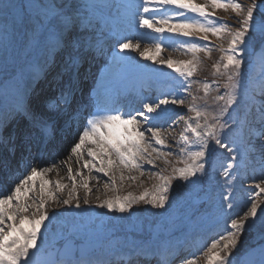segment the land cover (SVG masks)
<instances>
[{"label":"snow or ice","instance_id":"obj_1","mask_svg":"<svg viewBox=\"0 0 264 264\" xmlns=\"http://www.w3.org/2000/svg\"><path fill=\"white\" fill-rule=\"evenodd\" d=\"M84 7L92 6L74 8L70 2L57 4L55 0H29L26 5L0 0V70L7 71L11 61L13 78H23L25 68L17 69L16 60L22 57L31 68L30 57L39 54L46 67L52 63L53 53L61 50L65 53L64 70L69 73L67 81L58 79L55 93L42 106H17L15 115L23 119L24 128L9 131L7 123L0 120V167L9 169L15 162L21 170L14 186L0 190V264H150L153 258L157 264H169L174 248L170 243H122L103 250L74 244L72 238L78 231L75 219L56 234L65 243L50 245L49 225L57 212L49 211L48 205L55 202L69 208L74 205L75 209L90 206V181L106 178L104 187L115 188L117 179L125 180L126 170L139 172L140 176L151 171L161 182L138 196L128 193L107 198L96 207L121 216H130L133 206L141 203L167 211L172 206L174 181L193 186L187 200L191 207L200 200L201 193L207 195L200 184L208 168L213 167L212 157L217 147L225 149L230 158L220 172L225 178L221 199L214 204L204 201L209 220L230 217L229 210L237 206L231 195L235 182L249 169L253 174L260 173L259 183L246 202L250 206L240 218L226 220L224 234L203 252L206 264H233L232 256L240 237L258 225L264 227V207L258 200L264 193L261 186L264 185V52L257 77L246 80L242 71L247 49L257 38L264 42V0H251L247 5L234 0H210L205 4L196 0H142L137 6L141 11L132 13V19L138 28L155 33L156 42L141 50L139 40L133 43L132 37L121 38L116 33L112 59H123L119 53L138 51L142 58L172 69L177 79L154 99L142 98L141 107L134 111L125 110L118 100H113L110 104L97 105L95 111L88 113L80 103L79 85L91 72V60L105 55V49L103 34H96L91 14L81 11ZM216 9H230L235 13L232 27L216 17ZM189 13L195 15L190 17ZM78 29L82 35H75ZM165 34L175 38L168 46L174 51L191 53L192 58L185 61L162 58L166 45L161 38ZM210 35L217 38L227 35L228 46H216L222 55L212 64L214 79L210 84L203 83L204 94L196 96L191 88L200 81L193 77L203 63L197 53L210 58L213 50ZM30 87L29 84L26 91ZM151 87L152 83L147 82L145 88ZM213 92L216 94L212 95ZM169 106H185L194 115L178 117L185 124L176 141L178 146L183 145L179 147V155L184 166L173 167L172 173L165 175L163 169L156 171L155 168L157 160L169 163L166 158L173 155L166 149L169 130L175 122L167 127L162 123L171 117ZM77 136L67 157L68 161L75 158L77 170L74 174L72 167H67L71 189L67 198H61L57 193L67 185L59 180L35 181L37 176L51 172L55 161L52 167L38 168L33 164V154L51 153L59 140ZM233 168L235 172L230 171ZM85 170L87 178H84ZM77 177L85 189L84 197L76 193ZM127 179L134 181L138 177L129 175ZM52 187L55 191L50 190ZM37 253L41 257L39 261ZM261 257L260 264H264V249ZM183 264H197V261L195 257L188 258Z\"/></svg>","mask_w":264,"mask_h":264},{"label":"rangeland","instance_id":"obj_2","mask_svg":"<svg viewBox=\"0 0 264 264\" xmlns=\"http://www.w3.org/2000/svg\"><path fill=\"white\" fill-rule=\"evenodd\" d=\"M127 2L130 7H116V6H120L123 5V2ZM208 1V3H210V0H206ZM14 3L16 4H22V5H26L29 0H13ZM45 2H48V0H45ZM55 2L57 4H64V3H68L70 2L72 4V6L78 7L80 5H84V6H88L91 5L92 7H84L81 9V11L83 12H88L91 14L92 18H93V24L97 29V32L99 35H102V38L104 40V43L108 42V40L110 38H114L111 39L112 42L116 43V34L115 32L117 30L121 31L123 36H129L131 34L135 35V36H139V33L137 32L136 28L131 24V20L132 19V15L130 17H126L123 13L124 12H128L130 14L134 13L136 11V6L139 5L142 0H55ZM234 2H238L241 3L243 5H247L251 3V0H234ZM199 3V0H198ZM200 4H205L204 2H200ZM190 17H192L195 14H188ZM215 15L216 17L221 18L224 21H227L228 25L230 27L233 26V18L235 17V13L232 12L230 9L229 10H224V9H216L215 10ZM103 17L107 18V20L102 23V19ZM151 36L156 37L155 33H152L150 30L146 29ZM80 34H76V35H82L83 33L81 32V30L79 31ZM162 41L168 42V45H172V41L175 39L174 37H169L168 34H165V36L163 38H161ZM228 39L229 37H227V35H224L220 38H217L216 36H209V40L211 41V44L213 46V50L210 54V58L208 56H206L204 53H197V55L203 60V63L199 66V73H202L203 71H205V74L209 73L212 68V61H218L220 59L221 56H219L218 59H216V57L220 54H222L220 51L217 50L216 46H220L223 45L224 48H227L228 46ZM155 39H149V44L148 47H152V45L155 43ZM166 45V44H164ZM166 45L163 49V52L161 53V57L162 58H167V57H171L173 60H181V61H185V60H189L192 58V54L191 53H186L183 50H173L172 46H168ZM178 47V45H177ZM264 52V47L261 49V51L258 52V54H253L251 48L249 47L247 49V51L245 52L243 59L248 60L249 56H252V65H251V72L249 74V79L252 77H257L259 72H260V66H261V61H260V57H261V53ZM35 54H33L32 56H34ZM112 55L113 53H111L110 55V60L107 63V69L105 72L102 73V76H108L110 73L112 72H117V73H113V76H118V73H123L125 71H131V68L134 67L136 70L132 73V76H135L138 73H142L141 69L148 67L150 65H154L155 67H160V70H154V69H150L153 70L157 75H159L160 77L162 76H174L177 79V76L175 74V72L172 69H168L164 66H160L159 64H154L153 61L151 60H147L144 59L140 56L139 52L138 54H132L131 52H127V53H119L120 57H123V59H118L113 61L112 59ZM151 55V53H150ZM159 57V58H161ZM30 61L32 63V67L29 68L27 67L25 69V75L23 78L17 76L20 80H23V84H25V79L26 76H31L32 72H33V68H35L36 64L34 65V62H32V58L30 57ZM139 62L140 65L137 63ZM23 63V64H22ZM16 67L17 69L20 66H24L25 68V63L23 61V58L21 57L20 59L15 61ZM32 70V71H31ZM8 72L6 74H3L0 76V92L2 91L3 88V84L5 82H7L9 79H11V85L16 86L18 84V81L15 80L16 78H13V72H12V62L11 65L9 67V69L7 70ZM31 71V72H30ZM194 78V77H193ZM195 80H198L195 78ZM66 81V80H65ZM200 81V84H196V89H200L203 91V83L207 82V83H211L210 81H206V80H198ZM193 88V87H192ZM191 88V92L193 91ZM221 91H223V89H221ZM212 94H216V93H212ZM189 99H191V97H189ZM126 106V105H125ZM128 106V105H127ZM127 106L124 107L125 110H127ZM185 107V106H184ZM2 108V104H0V109ZM184 111L186 112L185 117L188 116H192V114L194 115V113H190L186 110V107L184 109ZM3 113V112H2ZM175 116H178L179 113L176 112L174 114ZM1 118V116H0ZM185 127L184 122L181 120V122L178 124L177 129H175L172 133L173 136V141L169 142V139L167 141V149L168 151L173 152V155L168 156L166 159L169 161V163H165L163 159L161 160H157L156 161V171H159L160 169L164 170V174L165 175H169L172 173L173 171V167H183L184 164L181 163V156L179 155V147H182L183 145H177L176 141L180 139L181 137V133L183 132ZM219 151L222 155L227 156V151L225 149H219L218 147L216 148V151L214 152V154ZM214 154L212 157V163H213V167L212 170L208 169V175H212L213 179L214 177H218L217 175H220V172L223 169H219V167H216L215 165V160H214ZM231 171V170H230ZM127 172V171H125ZM214 172V173H211ZM117 177H119V172L116 173ZM129 175L132 176H137L138 177V172L137 173H133L131 172ZM244 178L238 180L237 182H235L234 188L231 192L232 198L234 199L235 203H236V207L233 210H229L230 212V217L229 216H225V217H220L219 219H216L215 222H213L212 224H210L207 227V230L210 231L212 228H217V229H222L223 224L226 220L235 217V214H240L243 213L244 208L250 204L246 203L248 201V197L251 194V191L255 189V184L259 183V175L260 173L257 171L256 173L253 174V172L249 169L247 171L246 174H244ZM126 174H125V180L122 183H125L129 186V188H131L132 191L131 192L133 195L138 196L140 195L142 192H144L145 190H151L152 187L155 184L160 183L161 181L159 180L158 177H155L152 175V172H147L146 173V178L142 179V178H138L136 180H129L127 179ZM206 176L203 178V182L202 184H200V187H202L205 192L207 193V195H205L204 193H201V200L204 201H208L209 204H213V200H220V193L222 191H224V185H225V181L221 182L219 185H217L215 187V189H210V182L207 179L206 180ZM255 176V178H254ZM7 175H4V177H2V179L4 180L5 183V179H6ZM248 179V180H247ZM142 180H144L142 182ZM241 180L243 181V186L241 187ZM254 180H257V182H254ZM134 182L137 183L138 188L136 190L133 189V185ZM199 183V182H198ZM117 184L120 185L121 183L119 182V179H117ZM116 184V185H117ZM262 187H264V185H261ZM110 187V186H109ZM108 187V188H109ZM188 187L190 189H193L192 185H188ZM173 188H174V182H173V187L171 190L172 193V206L175 204L176 202H181L182 204H185L187 207V200L189 199L190 195H191V191L190 190L187 193V197L184 199H181L180 201H178L179 199L173 197ZM199 190V189H197ZM69 189L67 190L68 193ZM120 192L125 191V186L124 184H122L121 186L117 187V191L115 192V194L113 195V197L115 196H122V193L120 195ZM76 193L79 194L80 197H84L85 196V189L82 188L80 186V182H78L77 184V188H76ZM89 195V194H88ZM113 197H107V198H113ZM210 197V199H209ZM258 200L261 202V207H264V193L260 194V197L258 198ZM204 201H202L199 204H193V206H197L199 207L202 212L204 214L207 213V206L204 204ZM91 203H89L90 205ZM92 205V204H91ZM84 206V208L82 207L81 209H75L74 205L72 207H68L66 206V208H63L61 210H56L57 212V217L53 220L52 224H55L54 222H57L60 226L59 229L61 231H63V229L65 227H67V222L70 221V219H83L85 222L88 223H92L95 229H101L102 233H105V235H110V230H104V228L106 227V224H109L110 226L113 225H117V226H124L127 231L129 233H132L135 237L143 240V241H148L149 235L152 232V225L153 222H155L157 219L159 218H163V217H169L170 221L172 223L171 228H170V233L172 232V227L175 225L176 223V213L174 212V210H172L171 212H169V208H167V211H163V210H155L153 208H151V206L148 205H144L143 203L139 204V205H134V211L132 212V214L130 216L128 215H124L121 216L120 214H112V213H108L105 209H101L99 207H92V206ZM65 209H67V211H65ZM258 213H259V209H258ZM208 217H205L203 220H199L196 218H192L189 217L187 218H181L182 221H184V226L183 229L187 230V231H196L201 224H204L205 222H207ZM49 225V235L51 234L52 231V226ZM62 229H61V228ZM102 227V228H101ZM42 231H44V229L42 228ZM97 231V230H95ZM99 235V234H98ZM143 238V239H142ZM143 241H140L138 243H144ZM126 243H133L134 239L128 235L127 240L125 241ZM261 244H264V231L261 232L260 234H256V231L251 229L249 231H246L239 239V244H238V248L235 252L234 256V262L236 260H239L240 257L243 255L244 252H247L248 250L252 249L253 247L259 246Z\"/></svg>","mask_w":264,"mask_h":264},{"label":"bare ground","instance_id":"obj_3","mask_svg":"<svg viewBox=\"0 0 264 264\" xmlns=\"http://www.w3.org/2000/svg\"><path fill=\"white\" fill-rule=\"evenodd\" d=\"M196 2L198 3V0H196ZM200 2H204V3H208V1L206 0H199ZM141 42V50H143L144 47H148L149 41L147 39V37H145L144 39H140ZM63 58H65V53L63 52L61 55ZM99 58V63L98 65H96L95 67V60H91V72L88 75L86 80H83L79 87H80V103L82 106V109L85 112H88L90 110V108L92 107V105H102L103 102L101 101L103 99V97L106 96V94L108 93V91H104V92H100V87L103 85L101 83V79H98V73L101 72V68L98 70V67L100 65V62L103 61L104 57L102 56H96ZM11 65V61L9 63L8 69ZM63 66V65H57L55 62L50 63L48 66H46L45 68H41L39 72H37L36 74L33 75V77L31 78V87L28 89V97H25L24 95H22L21 93L17 94L16 99L12 100V103H14L16 106L18 105H26L28 107L31 108H35L38 104L39 105H43V102L50 96H52L55 91H56V85H57V81L58 79H60V75L61 73H59V68ZM64 67V66H63ZM97 70V77L95 79V72ZM8 71H2L0 70V76L3 74H6ZM64 72H66L64 70ZM62 76V75H61ZM175 78L174 77H169V78H163L160 79L159 81H156L154 79L153 82H159L158 85L165 87V88H169L170 85L173 84V80ZM130 83H123L121 85H119L117 87V92L115 93V97L113 100H118L119 102V106L122 105V103L126 100V98H129L131 100H133V107L131 111H134L136 109H139L141 107V100L143 98V96L148 97L149 96V92H151V89H146L145 85L146 83L141 87V92L142 94H140V92H136V90H134V85L131 84L129 87V91L127 93L123 92V87L124 86H129ZM110 92V91H109ZM7 95L6 92H2L0 93V99L2 97H5ZM157 96V95H155ZM128 101V100H127ZM122 107V106H121ZM169 111L171 113V117L170 119H168L167 121L162 122L164 124V127H167L168 124H173V122H175L173 124V127L169 130L170 131V135L168 136L169 142L173 141V136L172 133L175 129H177L178 124L181 122V120L178 119V117L180 115H184L186 114V112L184 111V106H169ZM178 112L179 115L175 116L174 114ZM7 125H8V130L10 131V126L12 127V129H14L15 131H18L22 128H24L25 122L23 121V119L19 116L18 119H14L11 122L6 121ZM75 137L74 138H69V139H61L58 141V146L57 148L51 152V153H39V154H33V164L34 166L39 167H44V168H48V167H52L53 165V161H55L56 166L52 167V171L48 172L47 174H45L44 176H37L35 178V181L37 183L42 182L44 180H50L52 182H55L57 180H59L61 182V184H65L68 187L66 189H64L61 192H58L57 195L60 196L61 198H67V190L71 189V182L68 179V174H67V167L71 166L73 169V173L75 174L76 170H77V164L75 161V158H73L71 161L67 160L68 155L70 154V148L72 143L75 141ZM87 158V157H85ZM146 168L148 167L147 165L145 166ZM13 169H19L17 167V165L15 164V162L13 163L12 167L9 169H5L3 167H0V177H1V173L3 171H8L9 173L11 172V170ZM156 169V168H155ZM126 171V170H125ZM147 172H151V171H145L144 176H140V173H138V178H142L145 179L146 178V173ZM133 173H137L135 171H133ZM126 176H128V174H130L129 172H125ZM12 175V174H10ZM88 177V173L85 170L84 171V178ZM137 177V176H136ZM12 182H18V179L16 176H12L11 177ZM105 180L106 178H101L100 180H91L89 183V188L92 189L91 193L88 195V199H89V203H91L90 205L92 207H95L100 201L107 199V197H113V195L115 194V192L117 191V187L121 186L122 184H124L125 186V191L120 192V195L122 193V196L127 195L128 193L134 192L131 190V188H129V186L125 183L120 182V185H116L115 188H112L111 186L109 188H105L104 184H105ZM144 180H142L143 182ZM78 182H80V177H77V184ZM1 184V181H0ZM1 186V185H0ZM138 188V185L136 182H134L133 185V189L136 190ZM51 191H55V188L52 187L50 188ZM97 197H99V200L97 199ZM218 200H213V204L215 202H217ZM173 204V203H172ZM174 207H170L169 208V212H171L172 210H174V212L177 214V220L175 223V227L170 235V240L174 242L179 239V238H184V237H189V242L186 244V242L182 243V246H189V248L187 249V254L180 256V251H182L180 248L177 249L179 255L174 259L173 257L171 258L172 260V264H183L185 259L188 258H193L195 257L197 264H206V259L203 256V252L206 250V248L210 245V243L215 240L218 239V237L215 238V236L217 235V233L219 232V230L217 229H213L212 230V235L211 233H206L204 229H202L201 231H196L192 234H186L185 230L182 228L183 223L181 222V218H196L199 220H203L207 215L202 213V211H198V208L191 206L189 209H185V204H178V205H173ZM63 208H66V206L64 205H58L55 202H50L48 205V209L49 211H51L52 209L55 210H61ZM247 207H249V205H247L243 212H245L247 210ZM84 208V206H83ZM243 213L240 214H235V217L232 218H240L242 216ZM259 214V213H258ZM208 222H211L212 220L207 219ZM47 223V222H46ZM226 227V224L224 222V228ZM256 231V234H260V231L263 232L264 231V227H260L259 225L253 229ZM199 242L200 245L199 247L195 250L193 249L191 246L196 243ZM175 246L178 248L180 247V245H178L177 243H175ZM264 249V248H263ZM261 251H259L258 253H253L254 255H252L251 259L243 261L242 264H260L261 261ZM155 259V258H153ZM152 259V260H153ZM152 260L150 261V264H152ZM232 261L233 264H238L239 260H236L234 262V256H232Z\"/></svg>","mask_w":264,"mask_h":264}]
</instances>
